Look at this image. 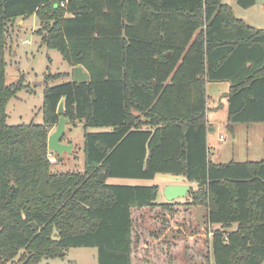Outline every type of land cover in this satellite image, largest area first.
Returning <instances> with one entry per match:
<instances>
[{
	"label": "trees",
	"instance_id": "obj_1",
	"mask_svg": "<svg viewBox=\"0 0 264 264\" xmlns=\"http://www.w3.org/2000/svg\"><path fill=\"white\" fill-rule=\"evenodd\" d=\"M32 15L44 44L91 80L49 88L42 125L9 126L6 107L25 86L5 78L8 27ZM216 81L229 83L232 132L264 125V30L224 0H0V264L64 259L85 247L98 250V264L174 263L176 239L158 231L147 239L134 220L135 211H173L172 202H158L157 185L108 183L160 174L197 185L189 204L219 227L213 264H264V161L210 159L206 89ZM63 100L72 124L113 129L86 132L83 173L56 172L49 159Z\"/></svg>",
	"mask_w": 264,
	"mask_h": 264
},
{
	"label": "rangeland",
	"instance_id": "obj_2",
	"mask_svg": "<svg viewBox=\"0 0 264 264\" xmlns=\"http://www.w3.org/2000/svg\"><path fill=\"white\" fill-rule=\"evenodd\" d=\"M224 3L229 5L235 16L243 20L245 24L258 30H264V0H256V4L247 9L240 7L236 0H224ZM39 29L41 27L37 15H32L26 20L18 19L8 27L5 78L8 85L24 82L25 86L6 107L9 126L29 125L33 122L42 125L44 122L42 108L47 90L74 81V67L57 49L44 44L42 36L38 34ZM47 76L50 77L47 79ZM228 90V82L216 81L209 82L207 85L206 93L209 96L208 108L210 109L208 115L212 121L217 122L216 129L218 130V133L211 138V143H213L211 146L216 148L215 150H222L224 154L218 159L215 154H210V157L214 161L222 162H229L233 159L263 161L264 125L259 123L255 125L238 124L232 132L228 126ZM57 125L51 128V133L55 132ZM66 130L62 143L72 145L73 149L71 153L66 152L63 156L54 154L57 161L53 163V170L62 173L68 171L83 173L86 169L84 147L86 132H111L113 129L105 127L86 129L85 121L82 120L73 124L68 123ZM219 134H223L225 139L219 140ZM249 142L251 151L247 155ZM108 183L150 187L157 185L160 188L158 202L163 204L167 203L163 192L168 185H190L192 189L197 188L195 183H189L186 178L171 174L157 175L151 181L117 178L108 179ZM190 191L185 198L172 202L173 211L157 208L144 211L142 216L141 212L135 211L136 228L140 231L142 229L147 239L152 238L157 231L161 232L164 240L174 241L175 238L177 241L175 245L179 247V250L173 258L171 256V259L175 261L172 264H213L210 258V236L212 237L219 228L209 225L207 211L204 207H194L189 204L192 200ZM175 225L183 229L180 235L174 234L175 230L172 227ZM156 247L154 245V250H157ZM19 258L20 256L16 262L27 264ZM38 264H98V250L89 247L71 248L64 259H44Z\"/></svg>",
	"mask_w": 264,
	"mask_h": 264
},
{
	"label": "water",
	"instance_id": "obj_3",
	"mask_svg": "<svg viewBox=\"0 0 264 264\" xmlns=\"http://www.w3.org/2000/svg\"><path fill=\"white\" fill-rule=\"evenodd\" d=\"M73 79L75 83H87L89 82L90 76L89 73L85 70V68L80 65L74 67ZM64 104L65 100H63L58 108V114H60V121L57 125L55 132L51 133L48 140V148L54 154L58 156H63L66 152H72V145L70 144H63V138L66 135V126L68 123H71V120L65 116L64 113ZM104 176V174H102ZM190 185H168L163 192L165 195L166 202H174L179 199L185 198L190 191ZM34 227V225H33Z\"/></svg>",
	"mask_w": 264,
	"mask_h": 264
},
{
	"label": "crops",
	"instance_id": "obj_4",
	"mask_svg": "<svg viewBox=\"0 0 264 264\" xmlns=\"http://www.w3.org/2000/svg\"><path fill=\"white\" fill-rule=\"evenodd\" d=\"M209 109V108H208ZM209 112H210V109H209V111H208V114H209ZM208 124H209V126H210V130H209V135H208V143H209V148H210V154H215V156L217 157V159L220 157V156H222V155H224V154H222V150L220 151V150H215L216 148H213L211 145H213V143H211V138H212V136L213 135H215V134H217L218 133V130L216 129V124H217V122H215V121H212L210 118H209V115H208ZM255 125V124H254ZM261 125H263V124H261ZM238 127V125L236 126V128ZM248 135H250V132H248ZM223 139H225V137H224V135L223 134H219V140H223ZM250 151H251V146H250V142H249V146H248V149H247V155H249L250 154ZM217 154V155H216ZM210 159H211V157H210ZM212 160V159H211ZM213 162H215L216 164H218V163H230V162H235V161H237L236 159H233L232 161H229V162H222V161H217V160H212ZM252 161H255V160H247V161H237V162H252ZM264 161V160H263ZM161 203V202H160ZM211 226V225H210ZM215 227H218V226H215ZM219 228V227H218ZM165 234H167V233H165ZM211 235V233L209 234V236ZM210 238L212 239V237L210 236ZM210 239V240H211Z\"/></svg>",
	"mask_w": 264,
	"mask_h": 264
},
{
	"label": "built area",
	"instance_id": "obj_5",
	"mask_svg": "<svg viewBox=\"0 0 264 264\" xmlns=\"http://www.w3.org/2000/svg\"><path fill=\"white\" fill-rule=\"evenodd\" d=\"M49 159L52 163H56V161H57L54 153H52L51 151L49 152Z\"/></svg>",
	"mask_w": 264,
	"mask_h": 264
}]
</instances>
